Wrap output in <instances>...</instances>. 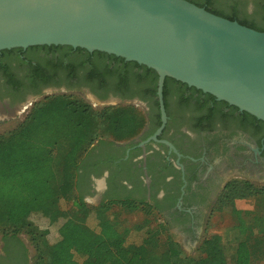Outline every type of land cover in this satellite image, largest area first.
<instances>
[{
    "label": "flooded vegetation",
    "instance_id": "flooded-vegetation-1",
    "mask_svg": "<svg viewBox=\"0 0 264 264\" xmlns=\"http://www.w3.org/2000/svg\"><path fill=\"white\" fill-rule=\"evenodd\" d=\"M193 1L264 32V0ZM79 49L37 45L1 50L0 127L14 122L18 127L48 97H78L99 110H139L145 121L137 137L122 145L96 141L80 164L76 189L84 201L90 195L103 205L124 199L149 204L184 250L187 242L199 245L205 219L229 183L264 188V122L166 77L163 123L154 70ZM0 264H32L19 235L0 236Z\"/></svg>",
    "mask_w": 264,
    "mask_h": 264
},
{
    "label": "trees",
    "instance_id": "trees-1",
    "mask_svg": "<svg viewBox=\"0 0 264 264\" xmlns=\"http://www.w3.org/2000/svg\"><path fill=\"white\" fill-rule=\"evenodd\" d=\"M144 121L143 115L132 107L94 110L75 97H48L36 104L18 127L0 135V234H28L35 251L32 264L264 262V188L243 183V190L260 198V203L251 210H240L231 196L241 186L229 183L218 202L222 208L216 210H228L234 224L226 229L224 237H204L194 257L186 255L174 241L168 224L153 206L127 199L110 201L92 210L82 197L73 194L80 164L94 142L107 137L116 141L135 137ZM59 195H66L72 202L71 213L76 220L67 221L59 241L49 244L28 220L39 212L56 220ZM114 206L133 214L140 212L143 219L132 228L125 227L117 214L108 212ZM92 212L98 220V232L85 224ZM156 216L163 222H158ZM131 231L144 232L140 243H127Z\"/></svg>",
    "mask_w": 264,
    "mask_h": 264
},
{
    "label": "water",
    "instance_id": "water-1",
    "mask_svg": "<svg viewBox=\"0 0 264 264\" xmlns=\"http://www.w3.org/2000/svg\"><path fill=\"white\" fill-rule=\"evenodd\" d=\"M37 45L99 51L154 70L163 123L166 77L264 122V32L189 1L0 0V51Z\"/></svg>",
    "mask_w": 264,
    "mask_h": 264
},
{
    "label": "rangeland",
    "instance_id": "rangeland-1",
    "mask_svg": "<svg viewBox=\"0 0 264 264\" xmlns=\"http://www.w3.org/2000/svg\"><path fill=\"white\" fill-rule=\"evenodd\" d=\"M75 98H78V97H75ZM79 99L85 102L84 99H81V98ZM92 109L99 110L98 107H94V108L92 107ZM136 111L138 112V114L140 115L142 114L139 110H136ZM16 126H17V123L14 122V123H11L10 125L0 127V135L13 130L14 128H16ZM139 134L140 133H138L135 137H137ZM135 137H132L125 141H116L112 137H107L104 140L111 142V144L122 145V144L129 142V140ZM96 144L97 143L94 142V144L90 148V152H92L95 146H97ZM54 166L57 168L58 167L57 163ZM233 182H237L241 186L239 192L237 194H233L234 196H231V200L233 201V204L235 205L237 209L251 210L254 207L259 206L260 198L258 199V197H255L252 194L244 191L243 181H233ZM253 185H254V188H257V189L261 188L259 184H253ZM73 194L78 196L76 186L73 189ZM224 194H225V191H223V193L219 196L215 205L211 208L210 213H208L205 219L206 222L202 227L203 233L201 235L200 242L202 241L204 237L212 235V234H218L224 237L226 234V229L234 224V219L230 216V213L228 212V210H225V211L216 210L217 208L221 207L219 206L218 202H219V199ZM95 198L91 197L90 195L86 196L84 198L86 205L89 207L97 205L99 201L98 199H95ZM71 209H72V202L67 198V196L65 195L61 197L59 195V198H58L59 215L56 220H51L47 214L39 212V213L31 214L29 216L28 221L37 231L45 235V238L49 244H55L56 242L59 241L60 236H61V230L63 229L66 222L69 220H76V218L71 213ZM156 218L158 219V222L160 223L163 222L160 217L156 216ZM119 219L122 222L123 226L132 228L133 226H135V224H138L143 218L140 212H136L130 215L122 214L119 216ZM85 224L91 230L98 232L99 226H98V220H97L95 212H92L85 219ZM143 234L144 232L131 231L127 237V243H133V244L140 243L143 237ZM19 237L28 247L29 254L31 256V261L33 263L35 251H34V246L31 243L29 235L26 234L25 232H21L19 233ZM198 247L199 245L193 248L192 244L190 242L189 243L187 242L183 246V249H184L183 251L186 255L194 257L197 254ZM76 259L81 261V259L77 256H76ZM257 264H264V262H260Z\"/></svg>",
    "mask_w": 264,
    "mask_h": 264
},
{
    "label": "crops",
    "instance_id": "crops-1",
    "mask_svg": "<svg viewBox=\"0 0 264 264\" xmlns=\"http://www.w3.org/2000/svg\"><path fill=\"white\" fill-rule=\"evenodd\" d=\"M124 200H127V199H124ZM99 201V203L97 204V205H95V206H91V207H89V208H91L92 210H96V209H99L101 206H103V204H100V200H98ZM115 201H118V200H115ZM120 201V200H119ZM122 201V200H121ZM85 202V201H84ZM105 206L107 205V203H105L104 204ZM110 214L112 213V214H117L118 215V217L120 216V215H122V214H128V215H130V214H133V213H131V212H129L128 210H126V209H124V208H119L118 206H114L111 210H109L108 211ZM120 220V219H119Z\"/></svg>",
    "mask_w": 264,
    "mask_h": 264
}]
</instances>
